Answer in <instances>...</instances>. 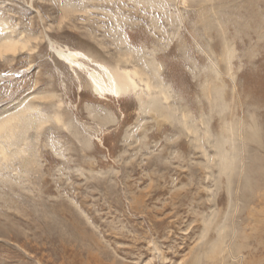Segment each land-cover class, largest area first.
<instances>
[{
  "label": "rangeland",
  "instance_id": "374dc122",
  "mask_svg": "<svg viewBox=\"0 0 264 264\" xmlns=\"http://www.w3.org/2000/svg\"><path fill=\"white\" fill-rule=\"evenodd\" d=\"M0 21L32 39L0 57V120L46 118L0 159V264H264V0H0ZM51 42L155 56L170 108L99 97Z\"/></svg>",
  "mask_w": 264,
  "mask_h": 264
},
{
  "label": "bare ground",
  "instance_id": "6f19581e",
  "mask_svg": "<svg viewBox=\"0 0 264 264\" xmlns=\"http://www.w3.org/2000/svg\"><path fill=\"white\" fill-rule=\"evenodd\" d=\"M65 8L67 9L65 10L67 11L64 15L65 18L70 15V12H77L78 10L73 5H68ZM0 23L3 24L2 21H0ZM31 43L32 39L29 35H24L22 33L20 37H16L12 34V32L11 34H4L0 31V57H12L13 55L27 50L32 46ZM51 47L56 53L57 57L61 61L70 65L74 72L82 70L87 73L88 82L90 83L94 93H96L99 97L106 98V95L121 97L133 94L139 100L141 109L149 110V108H153L155 106L159 108L158 110H160V108L164 109V107L170 108L168 104L171 105L170 99L172 98V93L160 76V65L159 63H157V61H155V56L147 59L143 55H140V57L137 58L136 56L132 55L130 48H127V51H129L130 53H128V55H124L125 57H123L122 59L127 61L129 67L120 68L118 66L116 68H110L108 65L94 60L84 52L72 50L68 47L65 48L54 44V42H51ZM81 60L86 61L94 67L85 62H82ZM75 74L77 75V73ZM218 91H221V89L218 88L217 92ZM207 93L209 92L206 91V94ZM219 96L223 98L221 94H219ZM36 109V106L28 105L19 113H12L6 118L0 120V159L9 158L10 155L14 156L15 153H17L14 150L9 151L8 145L13 146L14 143H16L15 141L17 140L18 136L22 135L21 133L25 130V128H30L32 124H36L38 122L41 125L43 122H45L46 118L44 119V116H36L30 113V111H34ZM173 110L174 111L172 112L174 113L176 108H173ZM183 115L184 118H187V120L185 119V124H188V114L183 113ZM61 118L62 115L60 113H57L56 119L58 121H61ZM188 128L191 130V132L196 133L193 127L191 128V125ZM230 128L231 126L224 127L225 131L227 132V129ZM233 130L234 127L232 126V131ZM253 131H256L258 134V130L254 129ZM208 133L209 128L207 129L206 134ZM227 137L223 135V139H219V147H221L223 140H228ZM218 156L220 158V166L223 170L233 168V165L230 164L231 158L229 157L227 151H218ZM220 247L221 244H219V242H216L213 248L214 250H212H220Z\"/></svg>",
  "mask_w": 264,
  "mask_h": 264
}]
</instances>
